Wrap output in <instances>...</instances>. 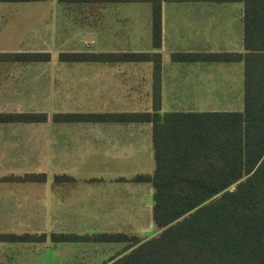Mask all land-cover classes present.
<instances>
[{
    "label": "crops",
    "instance_id": "crops-1",
    "mask_svg": "<svg viewBox=\"0 0 264 264\" xmlns=\"http://www.w3.org/2000/svg\"><path fill=\"white\" fill-rule=\"evenodd\" d=\"M14 2L26 1L0 0V52L33 49L29 13L14 9ZM232 2L237 3L236 9H223ZM160 7L157 47L151 43L149 11L140 23L143 33H147V46L136 47L137 50L114 46L97 51H158L161 112L241 110V60L171 59L170 53L242 52V2L165 1ZM119 14L120 21L117 24L112 21L118 34L123 33L119 30L121 24L128 28L123 34L138 33L134 26L139 23L131 21L129 14ZM114 33L117 32L113 30ZM122 40L132 42L128 35L125 39H113L115 44ZM24 62L0 59V112L44 111L24 105L30 92L29 75L11 73L14 66L28 64ZM82 63L86 74L55 79L54 87L56 94H61L60 99L75 93L84 96L83 101L79 100L82 107L53 112L151 110L153 66L150 60ZM50 126L52 134L47 133ZM47 146H52V150H47ZM51 158L53 173L46 171L47 160ZM153 166L149 121H52L48 114L44 121H0V177L27 172L45 175L42 181L0 180V232L45 233L44 239L37 241L0 240V264H19L13 263L16 255L30 254L31 248L44 244L45 248L33 254L52 248L57 256L68 258L71 250H82L90 255L76 254L92 264L95 258L118 256L125 246L123 241L52 242L50 232H124L139 239L154 235L158 228L152 220L153 188L148 181L132 179L139 173H151ZM61 174L67 177L53 178ZM48 225L58 228L53 230ZM92 226L98 229L73 231L74 227ZM144 227L149 234L143 232ZM75 246L80 247L76 250Z\"/></svg>",
    "mask_w": 264,
    "mask_h": 264
},
{
    "label": "trees",
    "instance_id": "trees-1",
    "mask_svg": "<svg viewBox=\"0 0 264 264\" xmlns=\"http://www.w3.org/2000/svg\"><path fill=\"white\" fill-rule=\"evenodd\" d=\"M29 1V0H14ZM147 2L151 43H160L162 2L241 1L243 51H173L171 59L241 60L239 111H159L158 51H59L60 61L152 62L151 110L53 112L52 121H149L154 166L132 179L150 182L157 233L144 239L124 232H50L52 242L123 241L104 264H264V0H58ZM0 59L42 61L48 51L0 52ZM44 111L0 112V121H44ZM67 177L54 175L55 180ZM43 172L0 180L42 181ZM45 233L0 232V240H43Z\"/></svg>",
    "mask_w": 264,
    "mask_h": 264
},
{
    "label": "rangeland",
    "instance_id": "rangeland-1",
    "mask_svg": "<svg viewBox=\"0 0 264 264\" xmlns=\"http://www.w3.org/2000/svg\"><path fill=\"white\" fill-rule=\"evenodd\" d=\"M14 2V9L28 12L29 25L31 26L30 46L36 51H48L49 59L42 61H25L28 64L21 66H14L11 73H24L29 75L30 92L27 104L25 106L32 109H41L47 112L48 115L53 111L66 109H79L83 101L82 95L75 93L68 98L55 92V79L68 76L70 74H86L87 69L82 62H66L60 61L57 57L59 51H84V50H108L114 46H129L131 50H137L136 47L147 46L149 41L147 33H143V28L140 25L144 21L145 16L150 11L147 2H94V1H57V0H38L26 2ZM237 3L232 2L223 7V9H236ZM119 13L129 14L131 21L138 22L135 29L139 30L136 34H123L128 28L121 24L119 28L123 33H119L114 28L113 24H117L121 18ZM116 16V17H115ZM111 21V24L109 23ZM113 21V24H112ZM109 24V25H108ZM29 26V27H30ZM133 27V28H134ZM34 28V34L32 33ZM115 32L112 34V31ZM89 32L91 37H83L84 33ZM146 34V35H145ZM128 35L133 42H120L115 44L113 39H125ZM126 50V49H125ZM24 62V63H25ZM86 64V63H85ZM142 108V106L138 107ZM50 123V122H49ZM53 129L47 130L48 134H52ZM52 150V146H47V150ZM52 157V155H51ZM53 158L47 160L46 171L53 173L54 163ZM24 174V173H23ZM50 175V174H49ZM51 179V175L49 176ZM129 185V184H126ZM124 186V185H123ZM54 225H48V228L56 229ZM98 226L92 227H74L73 231L82 232L85 230L95 231ZM143 232L148 230L144 227ZM70 244V243H69ZM68 244V245H69ZM89 245V243H78L76 245ZM45 244L40 247L31 248L32 253H19L13 258L19 264H92L85 257L78 255H90L82 250H77L80 246H75L73 249L77 251H70L68 258L64 255L58 256L54 249L47 248L43 251L33 254L41 248H45ZM69 247V246H64ZM112 253V250H109ZM79 253V254H76ZM88 257V256H86ZM109 258V257H108ZM108 258H95L94 264H99L102 260Z\"/></svg>",
    "mask_w": 264,
    "mask_h": 264
},
{
    "label": "water",
    "instance_id": "water-1",
    "mask_svg": "<svg viewBox=\"0 0 264 264\" xmlns=\"http://www.w3.org/2000/svg\"><path fill=\"white\" fill-rule=\"evenodd\" d=\"M91 36H92V34L89 33V32H86V33H84V35H83V37H91Z\"/></svg>",
    "mask_w": 264,
    "mask_h": 264
}]
</instances>
